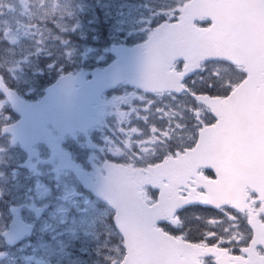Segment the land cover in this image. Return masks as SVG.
I'll list each match as a JSON object with an SVG mask.
<instances>
[{"label": "snow or ice", "instance_id": "6c2138e0", "mask_svg": "<svg viewBox=\"0 0 264 264\" xmlns=\"http://www.w3.org/2000/svg\"><path fill=\"white\" fill-rule=\"evenodd\" d=\"M152 27L146 91L119 105L111 137L123 162L102 264H257L264 0H166Z\"/></svg>", "mask_w": 264, "mask_h": 264}, {"label": "rangeland", "instance_id": "374dc122", "mask_svg": "<svg viewBox=\"0 0 264 264\" xmlns=\"http://www.w3.org/2000/svg\"><path fill=\"white\" fill-rule=\"evenodd\" d=\"M74 1H78L83 9L86 7L82 4L84 0H0V68L19 88L35 90L34 86L38 81L35 75L42 70V63L48 67L53 62L59 69L77 68L78 64L92 62L93 56L97 55L100 60L106 57L107 38L103 33L99 40L98 33H89L91 30L98 31V28L82 24L83 21L92 23V15L85 16L82 21L74 18L77 11ZM148 6L149 0H125L120 5L121 8H114L113 13L110 10L106 12V16H109L106 21L112 23L109 33L114 36L119 34L117 37L121 38L128 34V31H134L137 22L150 21L154 15L147 13ZM83 25L85 30H82ZM81 35L86 41L78 43L76 38ZM27 68L31 70L26 72ZM222 78L226 79L224 73ZM8 107L7 101L0 94V124L9 116ZM5 143L0 141L1 148L7 147L5 157L0 155V160L6 163L17 160L11 151L10 143ZM0 169L2 170V167ZM48 170L52 172L53 166L50 165ZM13 172V167H7L8 175ZM49 178L63 184L61 194L74 185L67 182L63 176L56 177L52 174ZM9 180L10 177H7V181ZM68 181L73 182L72 179ZM11 187L12 193L19 191L18 185ZM89 210V219L87 220L86 216L72 223L68 228L70 232L61 239L63 242H69L70 254L43 249L42 244L38 243H25L16 253L20 264H48L51 260L55 261L54 264H102V252L111 243L106 232L110 231L109 218L112 214L109 209L95 202L89 204ZM78 229L84 234H76ZM59 235L58 233L56 238H60ZM74 241H78L82 246L76 247Z\"/></svg>", "mask_w": 264, "mask_h": 264}, {"label": "flooded vegetation", "instance_id": "af4514ba", "mask_svg": "<svg viewBox=\"0 0 264 264\" xmlns=\"http://www.w3.org/2000/svg\"><path fill=\"white\" fill-rule=\"evenodd\" d=\"M84 1L88 3V7H95L97 4V13L103 16L101 1ZM118 2H121V0H118L116 5ZM165 2L166 0H149V6L146 10L147 13L153 14L154 18L147 23L137 22L136 29L131 32L128 31V34L123 35L121 38L117 37L119 34L114 36L109 33V29L112 28V23L104 22V19H106V16H104L101 26L102 28H100L99 34L102 35L104 33L108 43H117L122 45L141 44L153 33L155 29L152 27L153 21L159 17V11L162 9ZM96 25H98V23H96ZM140 25L142 27H139ZM108 51L105 58L100 60V58H97V55L93 56L92 62L84 65L78 64L76 65L77 68L59 69L58 65L54 66L52 62V64L46 67V69H42L35 75V78H37L38 81L34 86V92L37 95L32 98L26 96V98L31 101L38 100L44 93L45 88L51 85L56 78L64 74H76L80 69L89 71L97 66H105L113 59L109 53L110 51ZM141 93H145V91L123 83L103 95L101 108L99 109L98 114L94 116L92 125L85 131H75L70 134H61L50 127L51 129L48 130L49 136L53 140L55 139L58 144L67 153H69L84 170H86L90 177H95L98 173L103 172L104 164L123 162V158L121 156L113 155L110 152L111 137L114 134V125L117 118V109L122 102H130ZM15 119L16 116L12 115L9 122L14 121ZM1 140L6 142L7 137L3 136L0 124V141ZM14 148H18L17 156L18 160H20L18 162L19 164H33L34 170L39 169L48 173H50L48 167L51 165L53 166L52 173L56 177H71L74 182H67L74 184L77 188H68L66 192L61 194L62 187L59 183L53 184L51 187L53 191L44 188L34 191L33 184L27 183V188L21 192V198L23 201L18 202V200L12 199L8 202L10 196L6 193L4 182L1 181L3 176L1 177L0 175V185L2 186V188H0V253L2 254H0V257L4 261L3 264H15V262L20 264V261L16 257V253L22 245L27 243L29 240L40 242L44 245L52 243V236L50 233L51 230H54L53 228L55 223L62 229L68 227L72 219H76L77 217L86 214L89 206L88 202L87 204L85 203L86 200L88 201L92 199L95 203L101 206L103 205L78 183L70 170H58L54 167V165L57 166L59 162L60 154L57 150H51L46 144H38L35 149L33 148L30 151V153L25 152L18 145L14 146ZM1 167L3 169V173H5V161L0 160V168ZM25 170L26 169H22V171ZM40 185L41 184H38L37 188H39ZM46 185L52 184L47 182ZM73 201H75V204L72 203ZM12 207H15V210L19 211L23 222L22 224H24L25 228H27L28 224L33 226L34 232L32 234L26 233L18 238L9 240V237L5 233L8 231L13 217L11 212ZM41 207H43L44 210L41 213H38L40 211L39 208ZM49 224H52L51 228ZM40 227H42V229H40ZM113 235L114 234H111L110 237ZM204 259L207 264L209 258L206 257Z\"/></svg>", "mask_w": 264, "mask_h": 264}, {"label": "water", "instance_id": "95a60500", "mask_svg": "<svg viewBox=\"0 0 264 264\" xmlns=\"http://www.w3.org/2000/svg\"><path fill=\"white\" fill-rule=\"evenodd\" d=\"M148 44L149 42L145 46V52L138 48L114 49L117 59L106 68L94 70L90 80H86L84 74L75 78L71 76L60 78L46 91L40 103L28 105L25 101L23 102L18 94L8 89L0 75V91L8 97L13 110L22 116L15 125L7 126L5 131L14 135V143L19 139L26 149L44 140V137H39V134L48 124V120L53 118H56L55 121L58 124L55 125L58 127H65L71 131L82 129L85 114L92 112V105L100 101L104 91L116 87L123 81L144 89L143 86L153 62ZM77 84L78 88H76ZM62 165L74 168L73 165L66 164L63 159ZM106 172V176L97 178L95 182L85 179L78 171L76 173L86 189L92 191L116 211L108 191L110 167L106 168ZM137 255L138 252H133L130 264H136Z\"/></svg>", "mask_w": 264, "mask_h": 264}]
</instances>
